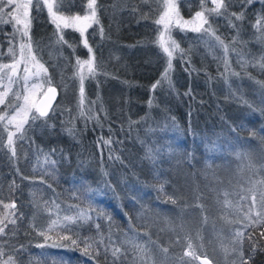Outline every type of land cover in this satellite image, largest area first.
<instances>
[{
	"label": "trees",
	"instance_id": "obj_1",
	"mask_svg": "<svg viewBox=\"0 0 264 264\" xmlns=\"http://www.w3.org/2000/svg\"><path fill=\"white\" fill-rule=\"evenodd\" d=\"M69 2L80 14L87 0ZM227 2L225 15L205 13L229 46L227 65L215 36L174 30L183 54L163 79L161 0H97L99 24L86 32L97 71L84 99L100 112L66 127L30 125L13 143L14 168L0 156V186L23 216L30 264H170L186 250L210 264H241V252L246 264H264V20L255 27L264 0ZM176 4L184 20L201 11L200 0ZM30 16V43L56 89L41 118L49 121L57 109L72 113L74 86L68 100L59 90L85 52L64 31L51 61L40 50L52 46V28L40 10ZM84 240L103 243L85 254Z\"/></svg>",
	"mask_w": 264,
	"mask_h": 264
},
{
	"label": "rangeland",
	"instance_id": "obj_2",
	"mask_svg": "<svg viewBox=\"0 0 264 264\" xmlns=\"http://www.w3.org/2000/svg\"><path fill=\"white\" fill-rule=\"evenodd\" d=\"M178 0H175V2L177 3ZM255 1V0H254ZM259 2H262L263 0H256ZM17 2L23 3L25 1L23 0H17ZM35 2L36 0H33V6L30 9V15L32 12H34V10L39 11L37 9V7L35 6ZM88 2V0H87ZM87 2L83 8V11L80 13V15H84L85 14V10H86V5ZM213 7V6H212ZM34 8V9H33ZM7 11V9H6ZM23 10H21L22 13ZM164 11V0H161V11L159 14L158 19L160 18V16L162 15ZM40 12L43 13L46 22L50 25V27L52 28V46H50L49 48H41L40 53H46L49 57L51 61H55V58L52 57L54 53V51L56 50V47L59 44V40H58V30L56 28V26L51 22L50 17L48 15L47 9L46 8H42L40 9ZM194 17V16H193ZM192 17V18H193ZM21 18L23 19V16L21 15ZM31 18V16H30ZM192 18L190 20L187 21H191ZM30 24H31V19H30ZM96 24H93L92 26H94ZM91 26V27H92ZM207 26V25H205ZM204 26V27H205ZM89 27L87 29V31L91 28ZM158 28L160 29V36L161 33H164L165 38L168 37L169 32H172L174 30H179V31H189L191 33H205V31H201V32H194L191 31L189 27H185L184 29H181L180 27L175 26L174 24L170 27V29L168 31H165L164 26L163 25H159L158 24ZM17 29H20V31H17ZM0 30H1V40H2V44L0 45V91H4L6 89L9 90V94L7 97V101H11L13 104V107L19 103V104H23V95H29L30 101L32 103H36V101L38 100V98L43 94L44 90H46L47 88H49V83H48V79L46 76V73L43 71H39L38 75H33V73H36L38 71V66L39 65H43L38 58L36 57V54L34 53V48L31 45V49H32V55L35 56V61H33L29 55L28 52V48L25 46L23 49V55L21 54V44L27 45L29 43L28 37H23L22 36V31H23V26L22 25H16L15 22H11V23H0ZM64 31H69V32H73L74 34H77L79 37V45L81 48H83L84 52H85V58L84 60H80V61H86L89 60L90 57H92V55L88 52V49L84 47L83 44V37L81 36L80 32L73 29V28H64ZM86 31V32H87ZM62 32V33H63ZM86 32H85V36H86ZM207 36H211L212 35L209 34ZM160 38V37H159ZM214 38V37H213ZM215 39V38H214ZM217 48L221 51L222 55L221 57L223 58V61L227 60V56L226 53L224 51V48L221 47L219 45V43H216ZM11 48V51H9V49ZM229 49V46H228ZM51 52V53H50ZM39 53V54H40ZM167 57V56H166ZM168 59V57H167ZM38 62V64L36 63ZM73 67L74 69L71 70V73L68 75L67 79L64 80L63 85L61 84L60 87V96L62 97V99L65 98V100H68L70 94L73 91L74 94V99H75V103L73 105L72 108V113L68 114L65 111H62L60 109H57L56 111V115L55 113H52L49 117V121H43L41 119L35 121L33 123L31 116L28 117L27 122L24 123L23 125V138H24V133L27 130L28 127H30V125H33L35 123L41 124V125H46L54 120H57V124H62L63 126H68L67 121L68 119L71 120H82V119H87L86 115L90 114L91 117L93 119L96 118V115L100 112V108L96 105L95 102H89L86 101L84 99V103L83 105H81L80 103V76L83 75L84 76V82H83V87L85 86L87 81H93L90 77L91 75L88 73L87 70V66L85 65L83 71L81 72L80 67L77 64V60L73 59ZM13 64H17V71L15 73V75L12 74L11 69L10 68H3L4 65H13ZM27 67L28 72L26 73L24 71V69ZM44 67V66H43ZM168 68V64L166 65L165 70ZM164 70V71H165ZM165 73V72H164ZM163 73V75H164ZM226 74H228V72H226ZM12 76V81H9V76ZM25 75L29 76V79L27 81V84L25 85V81L23 79V77ZM166 79L167 77H163V79ZM59 79V78H57ZM33 85H36V88H33ZM73 85V89L71 91L70 88H67L69 86ZM66 87V89H65ZM15 93H19L21 94V99L19 101L16 100L15 98ZM94 93V92H93ZM85 98V96H84ZM6 101V102H7ZM3 105H0V108H3ZM83 113V115L81 114ZM8 114L12 115L13 114V108H9L8 109ZM20 119H22V117H18L17 118V122L20 121ZM72 122V121H71ZM70 122V123H71ZM4 123L5 122H0V156L5 158V162L6 165L9 168H14V164H13V154L11 149L8 146L7 143V136H8V131H13L15 132V125H9L7 129H5L4 127ZM72 128V127H70ZM21 137V133H16V135L13 137V142H15L16 140H22L23 138ZM8 179H10L11 181V177H10V172H8V175L6 176V180H5V185L8 182ZM7 188H8V184H7ZM11 192H8V190L6 189V187L1 188L0 186V220H4L6 227L4 228V233L0 234V252L3 253V255H0V264H11V262L9 261V258H12V261L15 262V264H30V247H32L31 245H24L25 242H21L22 239L29 237L27 231L25 230L22 220H23V216L21 213H19L15 208H5L4 205L5 204H13L14 202L10 201V196H11ZM262 196L264 197V190H262ZM15 220V223H12L11 221ZM3 226V225H0ZM21 242V243H20ZM220 251V250H219ZM222 252L225 251V248H223L221 250ZM38 252V251H36ZM35 252V255H37V253ZM189 251L186 250V252L182 253V257L178 258L176 257L174 261H172L170 264H197L196 262V257H192L190 254H188ZM34 254V253H33ZM161 258H163V254L161 255Z\"/></svg>",
	"mask_w": 264,
	"mask_h": 264
},
{
	"label": "snow or ice",
	"instance_id": "obj_3",
	"mask_svg": "<svg viewBox=\"0 0 264 264\" xmlns=\"http://www.w3.org/2000/svg\"><path fill=\"white\" fill-rule=\"evenodd\" d=\"M254 2V0H242L243 5H250ZM211 4L213 7L207 8L205 0H200V7L201 11H197L192 18L191 21L184 20L183 17L180 16L178 6L175 2V0H164V11L160 18L156 20L155 22L159 25H163L165 31H168L170 27L174 24L177 27H180L181 29H184L185 27H189L191 31L194 32H201L202 30L205 32H209L210 35L215 36V32L211 31V24L209 23L208 15H215V16H222L225 15L228 12V2L227 0H211ZM33 6V0H25V2L20 3L17 2V0H0V23H11L15 22L16 25H22L23 31L22 36L28 37L29 43L27 45L21 44V54L23 55V49L26 46L28 48L29 55L33 61H35V56L32 55V49H31V37L29 35V28H30V9ZM35 6L38 10L42 8H46L48 15L50 17L51 22L56 26L58 30V40L61 42L66 43L63 38V29L64 28H73L80 32L81 36L83 37V44L84 47L88 49V52L92 53V48L88 44L87 37L85 36V32L89 27H91L93 24H99V19L97 15V0H88L86 5V10L84 15H80L79 13L72 14L71 13V3L69 0H36ZM7 9V11H6ZM21 10L22 13H21ZM69 13L68 15H65V13ZM208 13L206 15L205 13ZM21 15L23 16V19L21 18ZM232 17L235 18V20H241L243 19L244 13L241 12L239 14L237 13H231ZM261 20H264V17H259L257 19V24L255 27L260 28L261 26ZM231 22V21H230ZM208 25L207 28L204 26ZM233 27H235V24H232ZM17 31H20V29H17ZM101 32H103V29L101 27ZM215 39L218 41L219 45L224 48L225 53L228 52V45L225 44L224 40H222L219 36H215ZM162 51L167 55L168 57V68L165 70L164 77H167L169 70L171 69V60L175 52L178 50L183 54V50L180 49L179 44L176 43L175 40L171 39V36L169 35L167 38H165L164 33H161V36L158 41ZM11 51V48L9 49ZM38 64V62H36ZM227 65V61H225ZM77 64L81 69V72L83 71L85 65L87 66L88 73L90 75L96 74V65L94 62V56L90 57L89 60L86 61H80L77 60ZM17 64L13 65H4L3 68H10L13 75H15L17 71ZM24 71L27 73L28 69L27 67L24 69ZM39 71L47 72V69L43 67V65L38 66V71L36 73H33V75H38ZM25 81V85L27 84V81L29 79L28 75H25L23 77ZM9 81H12V76H9ZM84 76H80V103L83 105L84 103ZM50 83V80L48 81ZM159 81H157V84ZM36 85H33V88H36ZM156 85H153V88H155ZM51 94L48 99L54 98L56 89L53 87H49L47 89V93H44V95L47 97L48 94ZM9 94V90L6 89L4 91H0V105H3V108H0V122H5L4 127L5 129L8 128L9 125H15V132L8 131L7 136V143L9 148L12 151V154L15 155V148L13 146V137L16 135V133H21V137L23 138V125L27 122V119L29 116H31V119L33 123L43 117L48 116V108L51 106L50 103L44 107L37 106L36 104L32 103L30 101L29 95H23V104L17 103L14 107L11 101H7V97ZM15 98L17 101L21 99V94L15 93ZM7 101V102H6ZM13 108V114H8V109ZM83 115V113H81ZM22 117L19 122H17V118ZM105 143H109V141H105ZM262 203H264V198H262ZM5 208H15V204H5ZM257 223L264 224V213H257ZM80 218L87 220L90 219V217L87 216L86 213L81 212ZM71 219V218H69ZM12 223H15V220L11 221ZM55 223V221L53 222ZM0 234L4 233V228L6 227V224L4 220H0ZM97 228H99V225H97ZM73 244H76L77 241L73 240ZM83 243L85 244V254L87 253V249L89 247L96 246L99 247L100 244L103 243V240L101 241H95L90 243L88 240H84ZM136 248H138L142 253L145 255L148 254V249L146 246H142L139 243H136L134 245ZM191 247V245H189ZM166 251V250H165ZM121 252L120 248H115L112 252V255L114 257L117 256ZM190 254V253H188ZM0 255H3L2 252H0ZM9 261L11 264H15L14 261H12V258H9ZM7 264V262H6ZM204 264H208V261L205 260ZM241 264H246V261L243 259V252H241Z\"/></svg>",
	"mask_w": 264,
	"mask_h": 264
},
{
	"label": "water",
	"instance_id": "obj_4",
	"mask_svg": "<svg viewBox=\"0 0 264 264\" xmlns=\"http://www.w3.org/2000/svg\"><path fill=\"white\" fill-rule=\"evenodd\" d=\"M23 1H25V0H23ZM47 89L44 90L43 94L38 98V100L36 101L35 104L37 106L44 107V106H46V105H48L50 103L51 106L48 108V113H49V111H50V109H51V107H52V105H53V103H54V101L56 99V93H55L54 98H51L49 100L48 97H50L51 94L49 93L47 97L44 95V93H47ZM43 118H45V117H43ZM205 260H206L205 258H197L196 262H197V264H204ZM208 264H210V263L208 262Z\"/></svg>",
	"mask_w": 264,
	"mask_h": 264
}]
</instances>
